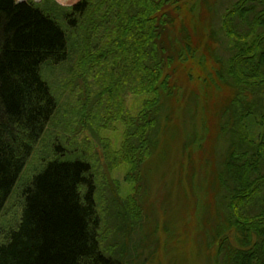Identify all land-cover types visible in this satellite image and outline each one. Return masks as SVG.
<instances>
[{"label": "trees", "instance_id": "obj_1", "mask_svg": "<svg viewBox=\"0 0 264 264\" xmlns=\"http://www.w3.org/2000/svg\"><path fill=\"white\" fill-rule=\"evenodd\" d=\"M80 88L77 113L63 116V95ZM182 130L194 138L177 142L179 182L210 159L208 249L218 243L220 264H264V0H0V217L13 192L21 199L15 227L1 224L0 264H116L108 191L140 219L158 134Z\"/></svg>", "mask_w": 264, "mask_h": 264}, {"label": "rangeland", "instance_id": "obj_2", "mask_svg": "<svg viewBox=\"0 0 264 264\" xmlns=\"http://www.w3.org/2000/svg\"><path fill=\"white\" fill-rule=\"evenodd\" d=\"M71 1L57 0L62 5H68ZM218 1L233 3L237 0ZM54 75L53 80L56 82L57 88H64L66 86V73L58 70ZM202 86L199 87L202 88ZM81 87L84 88L83 85ZM66 90L70 91L71 89ZM97 90L96 83L91 84L90 102L95 101ZM83 93L80 88L75 91V95L72 97L67 92L63 95L61 99L63 116L77 113L76 108L81 106ZM201 93L203 92L201 91ZM74 105L76 108L73 107ZM183 112L184 110L180 111L179 115H182ZM188 115L191 117L192 112H189ZM192 122L193 120L189 119V123ZM181 123L182 121H180ZM102 124L105 125V123ZM78 127H80L79 123L76 124V128ZM192 131H165L158 134L160 140L155 147L157 149L154 154L155 157L145 166V174H148V177L144 196L138 199L141 210L143 206L142 213L140 210V219L133 218L127 210L118 208L116 205L117 198L114 194L112 195L111 191H108L111 196L107 198V205H110V208L104 217L108 227L105 246L107 247V254L116 260V264H220L216 259L218 243L212 244V249H208V242L212 240L209 236L211 237L212 231L217 229L213 222L217 215L211 214L208 196L203 189V185L206 183L203 177L207 171L206 166L210 165V159L204 161L205 163L203 162V165L200 166V173L198 170L193 181L189 178L190 170L187 177V173L184 175L181 183L176 174L177 169L186 168L188 170L186 161H183L185 166H180L181 162L177 157L181 156L179 151H182V147L177 142L194 138ZM195 132L200 137L205 134L203 131ZM62 133L61 130L60 134L62 135ZM79 139H82V136ZM120 139L117 136H112L114 147L121 145ZM102 140L103 138H93L94 146L96 145L95 149L104 147L101 143ZM46 143L49 144V142L44 144L46 145ZM75 145L84 146L83 142L79 140L76 141ZM35 163V158H32L24 176L32 172L30 167ZM109 170L105 159L100 160L98 171L102 183H108L106 175ZM110 174L112 180L116 184L118 183L125 195L128 185L123 181L124 171L115 168L110 171ZM133 196H137V193ZM20 200L18 193L13 192L0 217V228L6 219H8L5 223L6 228L15 227V220L18 221L21 214ZM124 203L128 204V201L126 200ZM256 211L250 209L247 214L253 215ZM222 215L221 212L219 217ZM229 237H233V234ZM231 243H236L235 238L231 239Z\"/></svg>", "mask_w": 264, "mask_h": 264}, {"label": "bare ground", "instance_id": "obj_3", "mask_svg": "<svg viewBox=\"0 0 264 264\" xmlns=\"http://www.w3.org/2000/svg\"><path fill=\"white\" fill-rule=\"evenodd\" d=\"M19 1H23V0H19Z\"/></svg>", "mask_w": 264, "mask_h": 264}]
</instances>
